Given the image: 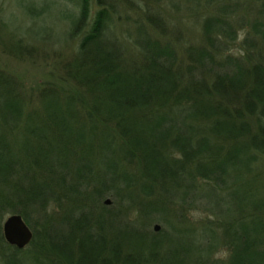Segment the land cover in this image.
Returning <instances> with one entry per match:
<instances>
[{
	"label": "trees",
	"instance_id": "1",
	"mask_svg": "<svg viewBox=\"0 0 264 264\" xmlns=\"http://www.w3.org/2000/svg\"><path fill=\"white\" fill-rule=\"evenodd\" d=\"M53 4L71 50L40 30L5 48L42 81L0 69V264H264V0Z\"/></svg>",
	"mask_w": 264,
	"mask_h": 264
},
{
	"label": "rangeland",
	"instance_id": "2",
	"mask_svg": "<svg viewBox=\"0 0 264 264\" xmlns=\"http://www.w3.org/2000/svg\"><path fill=\"white\" fill-rule=\"evenodd\" d=\"M53 1L56 0L48 3L51 6L52 16H47L45 20H38L28 17L20 7L16 6L14 0H0V69L18 76L27 89L34 87L39 80L42 81L40 78H42L45 71L38 66V59L37 61L31 60L34 62L33 64L28 61L17 60L8 55L9 51L5 46L11 43L12 40H20L25 45L38 47V32L43 30L47 34L49 48H57L61 45L65 46L67 48L65 50L69 52L74 44L63 43L67 23L56 17L57 7L60 6L56 7ZM65 6H62V11H64ZM184 9L183 6L181 18L184 19V24L187 23V26L191 28L194 23L193 14L188 11L183 12Z\"/></svg>",
	"mask_w": 264,
	"mask_h": 264
},
{
	"label": "water",
	"instance_id": "3",
	"mask_svg": "<svg viewBox=\"0 0 264 264\" xmlns=\"http://www.w3.org/2000/svg\"><path fill=\"white\" fill-rule=\"evenodd\" d=\"M105 205H110L109 199L105 200ZM160 230L159 225H154V231ZM2 233L5 242L17 249H24L32 240L33 234L30 228L25 224L22 217L17 214L9 215L2 223Z\"/></svg>",
	"mask_w": 264,
	"mask_h": 264
}]
</instances>
